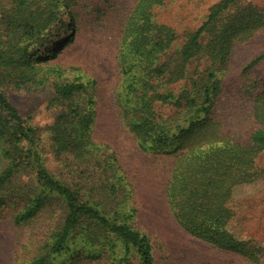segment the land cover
Here are the masks:
<instances>
[{"label":"trees","instance_id":"1","mask_svg":"<svg viewBox=\"0 0 264 264\" xmlns=\"http://www.w3.org/2000/svg\"><path fill=\"white\" fill-rule=\"evenodd\" d=\"M112 1L0 0V208L16 226L47 223L33 256L14 264H156L165 252L138 185L95 137L97 81L59 61L82 9L99 13ZM166 1L133 0L123 21L116 117L164 179L174 232L233 264H264V246L230 229L235 190L264 177V76L256 74L264 53L249 60L238 50L264 31V8L221 0L179 36L157 20ZM237 64L238 78L225 85ZM9 88L49 91V157Z\"/></svg>","mask_w":264,"mask_h":264},{"label":"rangeland","instance_id":"2","mask_svg":"<svg viewBox=\"0 0 264 264\" xmlns=\"http://www.w3.org/2000/svg\"><path fill=\"white\" fill-rule=\"evenodd\" d=\"M96 1L87 0L88 3L98 4ZM219 1L221 0H167L165 6L156 9V17L159 22L172 27L182 36L186 31L196 30L208 15L211 6ZM251 2L264 8V0ZM100 4L104 7L99 13L82 9L76 25V38L65 48L59 61L65 67L80 68L85 75L97 81L98 116L95 137L98 141L108 143L117 152L128 176L139 187L138 200L145 209L146 219L156 229L160 242L165 243V252L158 255L156 264H233L231 258L213 254L205 242L185 241L181 234L174 232L175 227L166 210L164 179L155 169L152 156L140 152L132 138L122 130L113 103L120 81L117 60L119 41L123 21L133 6V0H114L112 3ZM238 50L249 60L264 53V31ZM239 73L240 64L234 65L227 73L224 84H234ZM256 74L264 76V61L256 67ZM3 93L24 122L39 129L41 146L49 157L50 142L46 129L54 115L47 108L49 91L40 89L29 93L9 88L4 89ZM245 127L246 125L238 129ZM258 161L264 167V153ZM50 164L52 167V162ZM234 200L238 203V216L237 221L230 226L231 231L240 238L254 239L264 246V177L258 182L237 188ZM8 211L10 210L0 208L2 264H14V257L18 255L20 260L32 257L47 227V223L42 222L16 226ZM167 250L169 253H166Z\"/></svg>","mask_w":264,"mask_h":264},{"label":"crops","instance_id":"3","mask_svg":"<svg viewBox=\"0 0 264 264\" xmlns=\"http://www.w3.org/2000/svg\"><path fill=\"white\" fill-rule=\"evenodd\" d=\"M4 262H5V260H4ZM2 263H3V260L0 259V264H2ZM4 264H6V262Z\"/></svg>","mask_w":264,"mask_h":264}]
</instances>
